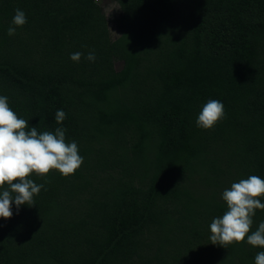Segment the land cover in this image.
<instances>
[{"label":"trees","instance_id":"trees-1","mask_svg":"<svg viewBox=\"0 0 264 264\" xmlns=\"http://www.w3.org/2000/svg\"><path fill=\"white\" fill-rule=\"evenodd\" d=\"M113 2L115 40L97 0H0V95L84 158L32 175L44 188L0 218V264H255L264 248L214 245L210 224L225 189L264 179V0ZM210 99L225 117L205 130Z\"/></svg>","mask_w":264,"mask_h":264},{"label":"clouds","instance_id":"clouds-1","mask_svg":"<svg viewBox=\"0 0 264 264\" xmlns=\"http://www.w3.org/2000/svg\"><path fill=\"white\" fill-rule=\"evenodd\" d=\"M27 23L26 14L16 9L8 35L16 33V27ZM83 53L75 52L70 59L79 62ZM89 61H95V53L89 52ZM225 117L224 104L217 99L208 100L196 119L199 128L209 130ZM66 119L63 110H57L55 121L62 124ZM66 129L58 127L54 132H39L36 126L29 128V122L19 118L11 109L8 97L0 95V218L12 217V203L17 210L21 205H35L43 184L31 178L33 174L47 177L53 170L64 177L74 175L82 166L84 158L79 154L75 141L66 142ZM222 199L227 210L210 224V241L227 248L233 243L246 242L253 247L264 248V222L251 231L256 210H264V179L251 175L233 183L225 189ZM251 233V234H249ZM255 264H264V251L255 256Z\"/></svg>","mask_w":264,"mask_h":264},{"label":"rangeland","instance_id":"rangeland-1","mask_svg":"<svg viewBox=\"0 0 264 264\" xmlns=\"http://www.w3.org/2000/svg\"><path fill=\"white\" fill-rule=\"evenodd\" d=\"M99 5L102 7L105 16L108 20V29L110 33V38L115 40L119 36V32L117 31L114 19L119 15L120 9L119 6L113 2V0H97Z\"/></svg>","mask_w":264,"mask_h":264}]
</instances>
